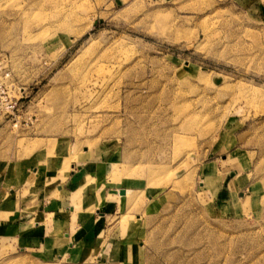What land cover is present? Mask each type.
Instances as JSON below:
<instances>
[{"label":"rangeland","instance_id":"rangeland-1","mask_svg":"<svg viewBox=\"0 0 264 264\" xmlns=\"http://www.w3.org/2000/svg\"><path fill=\"white\" fill-rule=\"evenodd\" d=\"M0 67L1 222L31 218L26 176L135 181L141 263L264 264V0H0ZM79 259L0 240V264Z\"/></svg>","mask_w":264,"mask_h":264},{"label":"crops","instance_id":"crops-1","mask_svg":"<svg viewBox=\"0 0 264 264\" xmlns=\"http://www.w3.org/2000/svg\"><path fill=\"white\" fill-rule=\"evenodd\" d=\"M33 171L37 173L38 170L34 168ZM51 175L47 180L54 179L48 184L38 181L37 176L31 182L28 181V176L23 179L26 184H20V187L37 189V205L35 203L27 211L32 212L31 218H23L26 215H17L19 212L14 211L12 213L19 217L0 221V240L14 241L21 251L42 252L52 257L56 255L59 260L69 257L75 261L80 258V263L92 260L96 261L95 264H143L140 256L142 262L146 258L145 254L139 252L141 243L136 239L134 242L129 237L134 234L139 237L138 226L149 221V217L146 219L144 215L148 205H141V191L132 187L137 185L135 181H127L122 187H105L100 192L96 191L97 193L92 191L93 195H87L88 199L84 202L82 187L86 185L85 174L75 186L73 180L67 181L69 184L61 183L59 178V181H55L54 173H49ZM125 189L129 190L126 196L121 194ZM131 196L134 199H130ZM8 200L10 204H2L6 210L13 201L10 198ZM92 205H95L94 209H89L88 206ZM21 206L24 207L22 204ZM131 208L139 212L134 214L136 221L127 216L128 209ZM1 213L8 212L0 211ZM120 231L125 234V239L118 237ZM125 242L135 243L136 251L131 253L127 250L132 245L124 246ZM49 244L51 250L48 248ZM146 256V264H164L162 260L156 259L155 253Z\"/></svg>","mask_w":264,"mask_h":264},{"label":"built area","instance_id":"built-area-1","mask_svg":"<svg viewBox=\"0 0 264 264\" xmlns=\"http://www.w3.org/2000/svg\"><path fill=\"white\" fill-rule=\"evenodd\" d=\"M8 80L9 72H3L0 76V115L7 117L17 110V103L19 101V97L17 98L12 95L10 85L7 83Z\"/></svg>","mask_w":264,"mask_h":264}]
</instances>
